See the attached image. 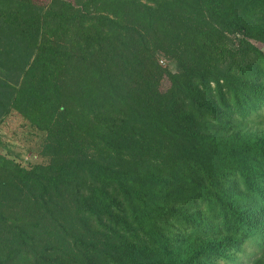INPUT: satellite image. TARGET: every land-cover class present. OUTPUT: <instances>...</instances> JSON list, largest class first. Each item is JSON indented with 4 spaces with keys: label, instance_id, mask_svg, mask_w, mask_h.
<instances>
[{
    "label": "trees",
    "instance_id": "16d2710c",
    "mask_svg": "<svg viewBox=\"0 0 264 264\" xmlns=\"http://www.w3.org/2000/svg\"><path fill=\"white\" fill-rule=\"evenodd\" d=\"M35 5L0 0V117L44 132L47 157L0 155V264H225L263 246L264 129L243 123L264 108V0Z\"/></svg>",
    "mask_w": 264,
    "mask_h": 264
},
{
    "label": "rangeland",
    "instance_id": "374dc122",
    "mask_svg": "<svg viewBox=\"0 0 264 264\" xmlns=\"http://www.w3.org/2000/svg\"><path fill=\"white\" fill-rule=\"evenodd\" d=\"M17 1V0H16ZM37 7L45 9L51 0H30ZM71 2L72 0H65ZM0 29V33H7L6 25ZM6 29V30H5ZM157 63L161 67L173 71L175 62L172 58L158 56ZM4 68L0 65V76H3ZM165 78L161 79L160 86H165ZM247 130L258 132L264 129V108L255 115H251L247 122L243 123ZM44 132L39 131L23 119L17 111L10 109L0 117V155L12 159L21 165H34L45 162L47 157L41 154ZM225 264H264V245L259 246L254 241H247L240 252L231 260L223 261Z\"/></svg>",
    "mask_w": 264,
    "mask_h": 264
}]
</instances>
